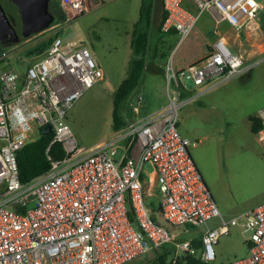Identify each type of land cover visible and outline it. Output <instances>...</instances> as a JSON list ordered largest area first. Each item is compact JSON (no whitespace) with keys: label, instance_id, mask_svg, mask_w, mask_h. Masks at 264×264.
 Returning a JSON list of instances; mask_svg holds the SVG:
<instances>
[{"label":"built area","instance_id":"1","mask_svg":"<svg viewBox=\"0 0 264 264\" xmlns=\"http://www.w3.org/2000/svg\"><path fill=\"white\" fill-rule=\"evenodd\" d=\"M192 3L194 11L185 0H161L162 31L175 30L184 40L204 12L241 31L251 27L261 9L258 0ZM62 4L66 20L91 11L90 0ZM58 27L45 31L53 36ZM25 59L21 69L0 70V264H126L173 241V264L186 252L214 264L215 245L230 226H240L246 235L248 255L220 264H264V202L225 221L191 156L195 143L178 129L185 104L250 70L254 60L234 53L218 37L202 59L179 69L167 64L163 108L82 148L66 117L87 89L105 79L92 50L57 35L43 54ZM143 101L137 93L131 103L135 115ZM257 117L263 141L264 107ZM47 125L53 134L47 153L58 142L65 155L54 160L48 154L49 170L23 184L17 152ZM216 218L221 225L213 228L209 224ZM186 225L203 229L199 248L191 241L175 242L168 227Z\"/></svg>","mask_w":264,"mask_h":264},{"label":"rangeland","instance_id":"2","mask_svg":"<svg viewBox=\"0 0 264 264\" xmlns=\"http://www.w3.org/2000/svg\"><path fill=\"white\" fill-rule=\"evenodd\" d=\"M258 1L261 9L256 21L264 32V0ZM63 2L65 0H50L59 36L65 41H76L90 48L105 74L104 80L87 89L76 100L66 117L78 146L90 148L108 139L114 132V97L118 86L129 74L133 56L131 35L139 16L138 13L126 12L127 4L123 1L111 9L104 7L110 4L109 0H104L100 4L95 3L90 12L61 21ZM200 27L201 21L181 42L178 37L160 39L159 54L153 66L164 68L165 73L170 62L176 69L181 65L186 67L202 52L204 38L201 32H196ZM49 36L42 31L16 43H0V70L18 68V65L21 69L20 65H26L24 57L27 48ZM154 36L156 39L157 34L153 35V42ZM230 49L236 53L232 47ZM263 58L264 55L254 59L250 70L209 90L197 102L185 104L179 111L178 129L195 143L189 147L191 156L225 221L238 218L264 202V141L251 132L249 119L264 107ZM185 83L193 88L192 83ZM137 93L144 97L139 115L131 109ZM167 102V78L164 74L146 69L140 85L128 101L120 104L119 112L129 123L159 110ZM201 104H205V108H200ZM209 225L213 228L221 225L220 218L212 220ZM168 227L175 236V242L199 239L203 231L190 225ZM245 237L240 226H230L229 232L218 238L215 245L217 259L213 263L246 257L248 247ZM173 242L126 264H152L165 251L175 250Z\"/></svg>","mask_w":264,"mask_h":264},{"label":"trees","instance_id":"3","mask_svg":"<svg viewBox=\"0 0 264 264\" xmlns=\"http://www.w3.org/2000/svg\"><path fill=\"white\" fill-rule=\"evenodd\" d=\"M186 7L189 10H192L188 6ZM165 18L166 14L163 11L160 0H142L139 10V18L134 24L131 35L130 46L133 51V56L130 60L129 74L118 86L114 97L112 124L114 131H118L127 126L128 123L125 122L123 116L119 112V106L122 102L128 101L136 91L142 81L144 71L150 69L156 73L165 75L164 68L153 66L154 59H156L159 54L158 42H153V32L155 29L162 31V25ZM60 19L61 21L66 20L65 13L60 16ZM53 24H55V22ZM57 35H59V32L53 36L40 40L37 44L27 48L24 58L43 54L50 46L53 37ZM249 119L251 123V132L253 134H258L263 129L260 119L257 115L250 116ZM52 139L53 134L42 133L36 141L28 143L17 152L16 159L18 173L20 181L23 184L30 183L34 178L43 175L49 170L50 162L48 160V154L54 160L63 159L65 151L61 143H54L47 153V149ZM192 244L194 247L199 248L201 241L199 239H194L192 240ZM172 252L173 249L165 251L153 260L152 264H173L171 261H168V256L171 255ZM178 264L206 263L202 262L196 256L186 252L179 258Z\"/></svg>","mask_w":264,"mask_h":264},{"label":"crops","instance_id":"4","mask_svg":"<svg viewBox=\"0 0 264 264\" xmlns=\"http://www.w3.org/2000/svg\"><path fill=\"white\" fill-rule=\"evenodd\" d=\"M120 1H123V4L124 3L127 4V6H126L127 11L126 12H134V14L138 13V16H139V10H140L142 0H109L110 4L109 5L105 4L104 7H108V8L111 7V9H113L114 7H117L116 4ZM99 2H103V1L102 0H91V2H90L91 10L93 9V5L95 3H99ZM160 2H161V0H160ZM99 4H97V6ZM185 6H188L192 10L195 9L193 6L192 0H185ZM200 21H201V27L198 28L196 30V32H198L199 34L201 32V34L204 38L203 49H202V52L196 58H194L190 63L198 61V60L202 59L204 56H206L212 50V46H213V43L215 42V40L220 36H222L227 41V43L230 47H232L234 50H236V53L241 54L245 59L254 60V59L260 57V55L264 53V32L261 30V27L256 20L251 24V27L244 29V30H241V31L235 30L233 27L230 26V24L227 21L220 20V19L216 18L210 12H204L200 16L198 22H200ZM154 34L155 35L157 34L156 39L154 36V43L158 42V44H159L160 39H164L167 37H178L179 42L182 41L180 39L178 33L175 30H172L169 33H164V32L162 33V31L155 29V31L153 32V35ZM154 60H156V59H154ZM190 63H188V64H190ZM183 66H185V65H181L178 68H180V67L183 68ZM200 97H198L194 101L197 102ZM200 108H205V104L204 105L201 104ZM156 111H158V110H156ZM156 111H154V112H156ZM255 115H257V113ZM178 128H179V123H178ZM199 240H200V238H199ZM189 241H191V240H189Z\"/></svg>","mask_w":264,"mask_h":264},{"label":"water","instance_id":"5","mask_svg":"<svg viewBox=\"0 0 264 264\" xmlns=\"http://www.w3.org/2000/svg\"><path fill=\"white\" fill-rule=\"evenodd\" d=\"M55 20L56 15L50 10V0H0V43H16L45 31ZM43 132L52 133L51 125L45 126ZM170 258L171 255L168 261Z\"/></svg>","mask_w":264,"mask_h":264},{"label":"flooded vegetation","instance_id":"6","mask_svg":"<svg viewBox=\"0 0 264 264\" xmlns=\"http://www.w3.org/2000/svg\"><path fill=\"white\" fill-rule=\"evenodd\" d=\"M8 17L10 18V20H11V21H12V23H13L12 16H11V14H10V13H8Z\"/></svg>","mask_w":264,"mask_h":264}]
</instances>
